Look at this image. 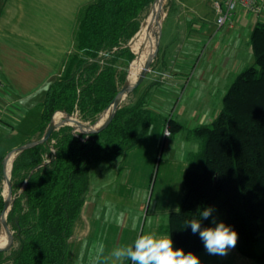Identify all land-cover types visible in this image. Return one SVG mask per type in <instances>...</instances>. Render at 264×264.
I'll return each mask as SVG.
<instances>
[{"label":"trees","instance_id":"trees-1","mask_svg":"<svg viewBox=\"0 0 264 264\" xmlns=\"http://www.w3.org/2000/svg\"><path fill=\"white\" fill-rule=\"evenodd\" d=\"M153 2L94 0L81 9L73 37L79 54L68 55L65 71L46 85L39 123L32 130L38 136L28 143L39 140L59 112L93 124L111 105L135 57L127 43ZM249 45L253 62L234 77L219 112L190 130L199 149L188 154L180 207L160 230L171 235L175 247L196 254L204 243L187 223L199 220L203 207L213 206L212 216L237 230V250L264 264V22L252 27ZM150 88L139 93L135 87L104 127L78 133L63 124L47 141L18 152L7 213L12 244L0 250V264L66 263L71 227L89 192L91 165L123 158L151 131ZM165 124L170 135L182 128L171 117ZM210 220L202 219L201 226Z\"/></svg>","mask_w":264,"mask_h":264},{"label":"crops","instance_id":"crops-1","mask_svg":"<svg viewBox=\"0 0 264 264\" xmlns=\"http://www.w3.org/2000/svg\"><path fill=\"white\" fill-rule=\"evenodd\" d=\"M93 1L0 0V73L6 85L0 94V124L7 129L25 126L17 141L0 156L32 139V130L39 120L31 125L26 119L34 110L40 116L46 85L62 72L67 56L74 49L73 37L80 11ZM172 3L180 4L179 9L176 8L177 25L163 35L160 29L150 81L141 88L147 77L144 75L136 86L139 93L151 86L147 104L156 113L151 131L123 158L92 163L88 196L73 221L65 264H132L128 258L115 257L114 249L132 245L138 236L146 233L169 236L160 226L183 200V174L188 165V153L183 151L175 155L172 146L165 159L156 157L167 120L164 115L173 100L168 91L175 93L182 89L188 70L197 68L202 54L211 46L212 39L207 44L204 40L214 32L216 16L212 2L210 11L203 16L197 14V18L185 13L184 0H172ZM203 18L208 21L206 25L197 22ZM254 18L239 14L228 27L233 32L217 37L214 41L217 43L208 52V61L213 67L201 75L209 71L208 79L215 81L213 92H219L221 100L233 67L250 49L252 27L257 21L264 22V17H256L251 25ZM226 59H229L227 63ZM207 67L210 66L206 64ZM210 95L198 89L191 107L192 116L188 113L189 116L199 119L205 115L208 120L207 98ZM163 104L166 109L161 116L159 110ZM171 109L174 110V105ZM185 113L179 112L176 118L169 116L181 124V130L185 127L180 117ZM161 166V179L156 187L154 183L149 188L152 171L157 174ZM196 255L200 264H259L243 256L236 247L226 255H216L210 254L204 246Z\"/></svg>","mask_w":264,"mask_h":264},{"label":"rangeland","instance_id":"rangeland-1","mask_svg":"<svg viewBox=\"0 0 264 264\" xmlns=\"http://www.w3.org/2000/svg\"><path fill=\"white\" fill-rule=\"evenodd\" d=\"M212 1L213 0H184V6L183 7L187 11L185 13L192 15V17H194V18L195 17L197 18V14L203 16L206 12L210 11L209 10V4ZM153 3H151V5L141 13L139 30L133 35L132 38L129 39V41L127 43V45L130 47L131 51L135 55L134 59H132L127 66V72L129 71V69H130V73L132 71L136 70L142 61H146L145 62V64H146L147 62H149L150 59H152L148 65V68H147L148 70L145 71V77L146 76L147 77L144 80V82L140 85L141 88L143 86H145L148 81H150V76L152 75L151 69L153 66L152 62H153L154 57H153V53H151L150 57H149V55H145V57L139 56L138 51L141 48L142 49L147 48V51H149L151 49V41L153 42L152 48L154 47V40H153V36H152L153 32H155V34L158 35V33L161 29V32L163 35V33H166V31L168 29L173 28V26L177 25L176 24V18H175L176 17V8H177V6H178V9L180 7V4L172 3V0H162L159 13L156 15L154 22H153L154 25H151V27H150L149 31L147 32L145 38H143L144 41L136 43L137 35L147 28L148 22H145V21H146V18L150 16L151 11L154 8ZM238 13L243 14V12H240V11H238ZM244 15H247L249 17L254 16V15H250V14H246V13H244ZM255 20H256V17L252 21H250L251 25L255 22ZM197 22H202V23L205 22L204 25H206V23L208 21L203 18L202 21L199 19ZM179 25L180 24H178V26ZM232 32H233V29L228 28L227 25H225L223 28L219 29L218 31L214 29V32H212L211 37H209L208 39L206 38L204 40V42H205L204 44H207L209 42V40L212 39L211 40V42H212L211 46L208 48V50L205 52L204 55L202 54V57L199 61L197 68H194L193 70L192 69L188 70V75L185 77V82L182 85V89L179 88L178 91H175V93H170V91H168V95L172 96L173 100L167 109V113L164 116L166 119H168L170 115H172L173 118H176L177 115L179 114V112L180 113L187 112L180 117L181 123L184 125L185 128H183L181 131H179L175 135L172 134L169 136H164L162 134L160 142L158 143V146H157L156 157H159V158L162 157V159H165L169 155L168 152H169L170 148H172V146H173V149L175 150L174 151L175 155H179L183 151H186L189 154L190 152H193V151H196L199 149V141H198V139H196L194 137L193 134L190 133L191 128H193L195 125L200 124V123H207L210 119H212L216 116V114L219 112V110L221 108L220 93L219 92H213V90H214L213 89V87H214L213 83H215V81H213V79H210V80L208 79L207 74H209V71L206 72L204 75H201V74L204 71L211 70V67H213L208 61V52L211 49V47L213 46V44L217 43V42H214L216 40V38L221 37V35L223 33H225V35H226V34H231ZM148 37H150L151 39L147 40ZM73 53L79 54L76 51V48H74L73 51L69 55H73ZM145 58H147V60H145ZM136 59H138V61H137L138 66L131 68V65L133 64V62ZM228 60L229 59H226L225 63H227ZM252 62H253V56H252L250 49L248 48L246 50V56H244L243 60L240 61L236 66L233 67V71L231 72L230 77L228 79V82L225 85L226 86L225 89L228 88V86L230 85L234 76H236V73L240 72L244 67L252 64ZM67 63H68V60L65 61V65L63 67V72L65 71V69L67 67L66 66ZM205 63L208 64V66H210V67L205 68V65H206ZM224 64L222 66H227ZM143 68L136 76L133 77V79L130 81V83H132L133 80L136 81L139 78V76L144 71ZM133 89H131L129 95L123 101L124 103H127L133 97L132 96ZM198 89H199V91L204 90L205 92L211 94L210 97L207 98L209 103L207 106L208 111L206 112L207 113L206 116L208 118L210 117L208 120L206 119L205 115H202V117H200L199 119L191 117L192 116L191 107H193V104H195L194 98L196 97V93L198 92ZM167 103H169V102H167ZM172 105H174L173 111L171 109ZM165 109H166L165 104L160 105L159 113L161 116L164 114ZM205 110H207V109H205ZM35 113H36V110H34L33 113L29 116V118L26 119V123H31V125H32L33 123H36L39 120V117ZM188 113L191 114V116H189ZM155 114L156 113H154V117H155ZM69 116L74 121V123L76 125H78V128H80V129H88L89 126L91 125L90 123H87V122L81 120L77 116V114H75V113L69 114ZM54 123H55V129L58 128L59 126L63 125V124H66L62 115H61V112H59V115L56 117ZM23 125L24 124L21 125V128L18 127L15 129H7L6 127H4V125L0 124V153H2L10 145H12L14 142L17 141V139L22 134L20 131H22L23 130L22 128L25 127ZM164 127H165V125H164ZM163 130H164V128H163ZM32 136H33L32 139H35L36 136H38V133L36 135H32ZM30 138H29V140H31ZM17 155H18V153L12 152V149H9V150L5 151L4 155L0 156V211L2 210L3 203L7 197V193H6L5 188H4V175L9 169V158L11 157V159L14 160ZM161 174H162V166L158 170L157 174H156V171H152V175H151L150 181H149V188L152 187L154 183H155L154 187H156V184L161 179ZM10 179H11V173L8 176L9 185H10ZM13 199H14V196L12 195V201H13ZM10 207H11V205H10ZM149 211H150V208H149ZM4 220L7 224V215L4 216ZM158 220L160 222H162L163 219L160 218V216H158ZM8 228H9V226H8ZM1 234H2V230H1V226H0V235ZM11 244H12V239L10 237L9 242H8L7 246L5 247V250H8L10 248Z\"/></svg>","mask_w":264,"mask_h":264},{"label":"clouds","instance_id":"clouds-1","mask_svg":"<svg viewBox=\"0 0 264 264\" xmlns=\"http://www.w3.org/2000/svg\"><path fill=\"white\" fill-rule=\"evenodd\" d=\"M214 211L213 206L203 207L200 219H192L187 225H190L193 233H199L210 254L226 255L235 247L238 232L232 225L212 216ZM209 217L210 223L202 227V219ZM113 255L117 258H128L132 264H200V258L194 252L174 247L171 235L142 234L132 245L114 249Z\"/></svg>","mask_w":264,"mask_h":264},{"label":"water","instance_id":"water-1","mask_svg":"<svg viewBox=\"0 0 264 264\" xmlns=\"http://www.w3.org/2000/svg\"><path fill=\"white\" fill-rule=\"evenodd\" d=\"M155 1V0H154ZM157 51V43L154 47V50H153V57L155 55ZM152 59L149 60V62H147L145 65H144V68H143V73L139 76V78L134 82V85L132 86L131 89H133L134 87H136L140 82L141 80L143 79L144 75H145V71H147L148 69V65L150 63ZM127 76V75H126ZM127 86V77H125V80L118 92V94L116 95V97L114 98L113 102L111 103V105L109 107H107L99 116L98 118L96 119V121L91 124L89 126L88 129H80L78 128V125H76L74 123V121L71 119V117L66 114V113H61L64 121L66 124L70 125L74 131L78 132V133H88V132H91L99 127H104L108 122L109 120L111 119L113 113L115 112V110L119 107V105L121 104L120 102V99H119V94H121L124 89L126 88ZM106 112H108V115H107V119L104 120L102 123H100L99 125H97L98 121L102 118V116L104 114H106ZM54 116V115H53ZM53 116L51 117L46 129H45V132L44 134L42 135V137L37 140V141H34V142H31V143H26V144H23L19 147H16V148H13L12 149V152H16L18 153L19 151H21L22 149L24 148H27V147H30L32 145H35L37 143H41V142H45L47 141L50 133L52 132V130L55 129V123H54V119H53ZM12 162H13V159L10 160V164H9V170L5 173L4 175V188H5V191L7 193V197L3 203V208L0 212V226H1V230H2V233H4V236L6 238V240L3 242L2 245H0V250H3L5 249V247L7 246L8 242H9V239L11 237V233H10V230L5 222V220L3 219V216H6L9 209H10V205H11V202H12V193H11V190H10V187H9V183H8V176L9 174L11 173V166H12Z\"/></svg>","mask_w":264,"mask_h":264},{"label":"built area","instance_id":"built-area-1","mask_svg":"<svg viewBox=\"0 0 264 264\" xmlns=\"http://www.w3.org/2000/svg\"><path fill=\"white\" fill-rule=\"evenodd\" d=\"M212 7L216 15L215 30L217 31L225 25L231 27L234 19L240 14L238 11L243 12L242 15L246 13L259 18L264 17V0H213ZM5 86V81L0 73V94L5 89ZM163 135H170L167 124H165ZM10 160H12L11 157L9 158V164Z\"/></svg>","mask_w":264,"mask_h":264},{"label":"bare ground","instance_id":"bare-ground-1","mask_svg":"<svg viewBox=\"0 0 264 264\" xmlns=\"http://www.w3.org/2000/svg\"><path fill=\"white\" fill-rule=\"evenodd\" d=\"M161 3H162V0H155V1H154V8L152 9L150 16L147 17V18H146V21H145V22H148V24H147V28H146L144 31H142L141 33H139V34L137 35L136 43H138V42H143V41H144L143 38H145V36H146L147 32L149 31L151 25H154L153 22H154V19H155L156 15L159 13V10H160V8H161ZM152 23H153V24H152ZM140 31H141V30H140ZM152 36H153L154 47H155V45H156V43H157V34H155V32H153V35H152ZM150 39H151V38L148 37L147 40H150ZM140 45H141V44H140ZM142 45H143V44H142ZM152 45H153V42L151 41V49H150L149 51H147V48H144V49L141 48V49H139V51H138V52H139V56L145 57V55H149V57H150L151 53H153V50H154V47L152 48ZM145 60H147V58H145ZM137 61H138V59H136V60L133 62L132 65L136 64ZM145 62H146V61H142L141 64L137 67V69L134 70V71H132L131 73H130V69H129V71L127 72V76H126V77H127V86H126V88L124 89V91H123L121 94L118 95L121 103L127 98V96L129 95V93H130V91H131V88H132V86H133V84H134V82H135V80H133L132 83H130V81L133 79L134 76H136V75L142 70V68L144 67ZM132 65H131V66H132ZM58 115H59V114L53 116L54 121H55V119H56V117H57ZM107 115H108V112H106V114H104V115L102 116V118L98 121L97 125H99V124L102 123L104 120H106V119H107ZM3 219H4V218H3ZM5 240H6V238H5V236H4V233H2V234L0 235V245H2L3 242H4Z\"/></svg>","mask_w":264,"mask_h":264}]
</instances>
